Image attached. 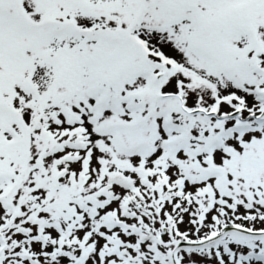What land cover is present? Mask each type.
I'll return each instance as SVG.
<instances>
[{"label":"snow or ice","instance_id":"obj_1","mask_svg":"<svg viewBox=\"0 0 264 264\" xmlns=\"http://www.w3.org/2000/svg\"><path fill=\"white\" fill-rule=\"evenodd\" d=\"M0 264H264V0H0Z\"/></svg>","mask_w":264,"mask_h":264}]
</instances>
